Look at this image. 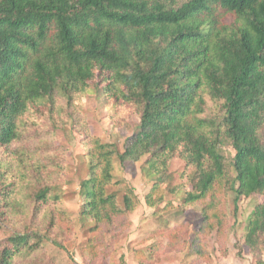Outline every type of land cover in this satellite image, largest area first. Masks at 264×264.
<instances>
[{
	"label": "trees",
	"instance_id": "1",
	"mask_svg": "<svg viewBox=\"0 0 264 264\" xmlns=\"http://www.w3.org/2000/svg\"><path fill=\"white\" fill-rule=\"evenodd\" d=\"M94 82L113 102L115 126L122 107L138 117L121 151L76 114V100ZM54 113L83 136L80 214L94 222L87 249L99 263L131 227L139 202L130 187L121 200L107 192L115 161L142 160L155 175L148 207L187 185L181 207L201 210L192 237L186 223L154 229L142 240L151 244L133 248V264H157L168 252L209 263V236L224 254L233 189L261 196L242 239L254 254L264 248V0H0V229L8 215L30 217L0 242V264H52L44 241L65 249L74 238L60 194L64 149L33 161L31 151L12 147ZM218 146L234 154L226 158ZM176 158L182 182L165 187ZM14 159L25 166L16 176Z\"/></svg>",
	"mask_w": 264,
	"mask_h": 264
},
{
	"label": "rangeland",
	"instance_id": "2",
	"mask_svg": "<svg viewBox=\"0 0 264 264\" xmlns=\"http://www.w3.org/2000/svg\"><path fill=\"white\" fill-rule=\"evenodd\" d=\"M76 103H79L76 114L84 117L90 133L102 142L114 143L120 151L123 150L128 138L138 130L137 115L123 107L115 116L116 122L122 124L120 126L113 124L114 121L110 118L111 113L115 111L113 102L107 98L102 87L96 85V82L79 100H76ZM53 117L54 121L49 120L48 115L38 118L39 125L28 128L25 137L12 146L20 145L19 149L26 152L31 151L33 161L37 158L46 161L45 157L57 154L58 150L64 149L63 154L60 151L65 167L60 184V194L66 216L72 221L74 238L65 242V249L52 244L50 241H44L43 247L46 258L52 264H133L135 259L127 250V243L130 239H134L131 241L136 243L141 242L139 243L141 245L143 244L142 240L146 239L152 230L161 227H174L183 223L189 225V235L190 237L193 236L201 220V210L198 204L181 207L180 204L183 202L187 185L178 187L174 193L166 191L164 201L157 207L151 208L145 204L144 196L155 180V175L143 168L142 160L124 162L123 164L115 161L114 183L107 187V192L117 193L118 200H121L124 188L130 187L139 202L132 213L131 227L121 237L119 243L113 246L111 254L99 263V259L93 257L87 249L90 228L94 222L86 220L80 214L82 208L80 187L87 178V164L82 146L83 136L73 130V124L66 115L54 113ZM31 119L34 120L32 117ZM217 150L226 158H230L234 154L231 147L218 146ZM10 163V175L12 176H16L17 172L22 173L25 169V166L15 159ZM168 170L169 175L163 186L175 187L180 184L182 182L180 176L183 170V162L177 158L171 159L168 162ZM233 187L235 188L236 185L234 184ZM261 199V196L255 194L237 197L234 189L229 191L224 209L230 228L224 254L216 250L217 245L214 242V237L209 236L206 245L213 255L211 262H194V256L191 252L179 255L168 252V255L163 254L161 256L157 264H258V258L264 259V248L259 254H254L243 243L242 234L246 220ZM42 214L45 212L42 211L40 215ZM47 216L49 217L50 213ZM5 219L6 224L3 223L4 225L0 229V242L7 236V232L14 230L19 224L29 222L30 217L27 218L23 214L16 213L8 215ZM18 263L24 264L21 261Z\"/></svg>",
	"mask_w": 264,
	"mask_h": 264
},
{
	"label": "crops",
	"instance_id": "3",
	"mask_svg": "<svg viewBox=\"0 0 264 264\" xmlns=\"http://www.w3.org/2000/svg\"><path fill=\"white\" fill-rule=\"evenodd\" d=\"M133 213V212H132ZM132 213L130 214V220H131V222H132V219L131 218H133V215H132ZM132 216V217H131ZM129 230V229H128ZM125 234V233H124ZM131 240H134V239H130V240H128V243H127V250H129L130 251V254H132V256H133V254H134V250L135 249H145V247H147L149 244H151V242L153 241V240H150V241H147V242H143V244H141V245H139V244H137L135 241H131ZM133 248H134V250H133ZM169 254V253H168ZM167 253H165V255H168Z\"/></svg>",
	"mask_w": 264,
	"mask_h": 264
}]
</instances>
